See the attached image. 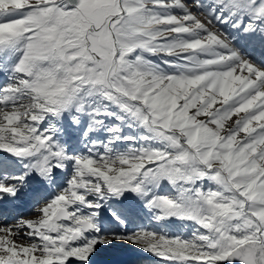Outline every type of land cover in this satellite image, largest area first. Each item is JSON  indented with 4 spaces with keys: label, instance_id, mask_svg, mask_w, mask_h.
I'll list each match as a JSON object with an SVG mask.
<instances>
[{
    "label": "snow or ice",
    "instance_id": "6c2138e0",
    "mask_svg": "<svg viewBox=\"0 0 264 264\" xmlns=\"http://www.w3.org/2000/svg\"><path fill=\"white\" fill-rule=\"evenodd\" d=\"M0 208V264H264V0H0Z\"/></svg>",
    "mask_w": 264,
    "mask_h": 264
},
{
    "label": "rangeland",
    "instance_id": "374dc122",
    "mask_svg": "<svg viewBox=\"0 0 264 264\" xmlns=\"http://www.w3.org/2000/svg\"><path fill=\"white\" fill-rule=\"evenodd\" d=\"M26 206L23 205H19L18 207H16V209L12 210L10 212V216H16V215H22L24 219H33L34 217L30 214V211L28 213L26 212H19V210L17 208H24ZM4 213L0 214V216H3ZM9 222L14 223L15 221L13 219H11ZM172 227L176 230L177 234L179 233H183L185 235H188L190 233V225L187 222H182V221H175L172 225ZM135 255L138 260L136 262V264H153V260L151 258H148L145 254L139 253L138 251L134 250V249H129V248H125V247H120L117 249H109V250H105V249H101L97 255L94 257L93 260V264H100L101 260L103 259V262L105 263L107 261V263L109 264H115V262H117V260L121 257H127L129 258L128 263L131 259H133V262L135 260ZM132 256V257H131ZM132 262V263H133ZM130 264V263H129Z\"/></svg>",
    "mask_w": 264,
    "mask_h": 264
},
{
    "label": "bare ground",
    "instance_id": "6f19581e",
    "mask_svg": "<svg viewBox=\"0 0 264 264\" xmlns=\"http://www.w3.org/2000/svg\"><path fill=\"white\" fill-rule=\"evenodd\" d=\"M21 206H23V205H25V204H20ZM16 209V208H15ZM14 209V210H15ZM18 210H19V212L21 213H23V212H26V213H28L29 211H30V208L26 205L24 208H22V209H20V208H17ZM13 210V209H12ZM11 210V211H12ZM2 213H4V209L3 208H0V214H2ZM133 256H135V255H133ZM132 257V256H131ZM128 260H129V258L127 259V263L126 264H134L135 263V261L137 260V257L135 256V260H134V262H133V259H131L130 261H129V263H128ZM133 262V263H132ZM100 264H108L107 263V261L104 263L103 262V259L101 260V263ZM110 264V263H109ZM115 264H116V262H115Z\"/></svg>",
    "mask_w": 264,
    "mask_h": 264
},
{
    "label": "water",
    "instance_id": "95a60500",
    "mask_svg": "<svg viewBox=\"0 0 264 264\" xmlns=\"http://www.w3.org/2000/svg\"><path fill=\"white\" fill-rule=\"evenodd\" d=\"M126 258H121V259H119V262H122V263H124V262H126Z\"/></svg>",
    "mask_w": 264,
    "mask_h": 264
}]
</instances>
